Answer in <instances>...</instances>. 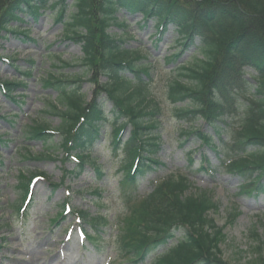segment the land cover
<instances>
[{
  "label": "trees",
  "instance_id": "16d2710c",
  "mask_svg": "<svg viewBox=\"0 0 264 264\" xmlns=\"http://www.w3.org/2000/svg\"><path fill=\"white\" fill-rule=\"evenodd\" d=\"M66 1L0 0V42L8 34L27 37V30L12 27V22L33 21L49 12L55 22H63L66 39L81 46V65L87 75L95 77V96L89 106L80 87L73 85L82 80L70 84L47 79L45 86L59 93L63 110L52 109L61 123L55 130L30 126L28 139L48 142L59 135L61 164L74 162L68 173H81L88 165L102 179L90 155L109 126L112 151L119 148L124 157L119 186L125 217L115 237L117 255L128 264H226L220 258L221 229L209 217L214 203L204 192H189L187 175H170L156 182L150 194L135 195L139 181L161 165L156 160L160 146L147 132L155 130L158 109L142 79V75L149 77L146 64L137 65V51L128 50L123 40L112 38L107 30L121 11L155 21L157 36L169 26L174 28L180 52L168 62L192 52L177 67L178 77L169 83L167 96L181 106L176 108L178 118L191 125L203 120L211 128V132L189 128L182 133L197 138L219 157L216 166L209 165L206 158L196 165L208 173L220 170L238 176L244 181V193L258 195L264 191V0H75L74 12ZM96 11L99 17L94 20ZM98 76L106 82L97 85ZM21 85L0 81V93L12 98ZM103 96L112 105L110 116L103 110ZM127 128L129 136L122 140ZM187 161L191 166L193 157L189 155ZM29 181L24 187L26 201ZM74 214L96 227L85 212ZM151 256L154 258L148 263Z\"/></svg>",
  "mask_w": 264,
  "mask_h": 264
},
{
  "label": "rangeland",
  "instance_id": "374dc122",
  "mask_svg": "<svg viewBox=\"0 0 264 264\" xmlns=\"http://www.w3.org/2000/svg\"><path fill=\"white\" fill-rule=\"evenodd\" d=\"M74 2L66 1L71 12ZM100 10L97 4V11ZM97 11L94 20L99 17ZM115 18L117 21L107 30L108 34L123 40L128 50L137 51V65L146 64L149 77L142 75V79L149 99L158 109L153 121L155 130L147 132L154 135L160 146L156 160L161 165L139 181L135 195L143 198L151 193L156 182L170 175H187L189 192H204L214 203L209 217L221 229L220 258L226 264H261L264 191L251 196L244 193L242 178L220 170L215 173L199 170L196 163L206 158L209 165L216 166L219 157L182 131L200 128L211 132V128L203 120L189 125L178 118L176 108L180 105L167 96L169 83L178 77L177 67L191 57L192 50L182 53L176 62H168L180 52L172 26L156 36L152 19L145 21L139 14L128 15L124 11ZM11 26L28 30V37L14 33L0 42V81L22 83L11 94L14 99L0 93V264H128L115 251L119 223L125 217L119 186L123 176L119 167L124 157L121 149L112 151L110 127L103 129V138L90 155L96 170L103 174L102 179L88 165L81 173H68L73 171L74 162L61 164L59 135L48 142L30 140L27 135L30 126L42 125L50 130L60 126V118L52 109L58 106L63 110L59 106V93L45 86L50 77L70 84L82 80V84L73 85L80 87L87 106L92 103L95 77L92 73L87 75L81 65V46L66 39L63 22H55L49 12L33 21L26 18L23 22H12ZM96 78L97 85L106 82L102 76ZM111 107L106 100L103 110L108 116ZM129 133L127 128L122 140ZM189 155L193 157L191 166L187 161ZM32 176L38 177L30 182V201L21 209L24 187ZM79 212L93 218L91 224L96 227L80 221L74 214ZM181 235L176 233L177 237ZM95 239L98 242L93 243Z\"/></svg>",
  "mask_w": 264,
  "mask_h": 264
}]
</instances>
